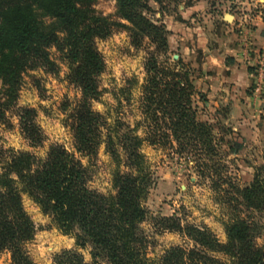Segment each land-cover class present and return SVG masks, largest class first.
Instances as JSON below:
<instances>
[{
	"label": "trees",
	"instance_id": "1",
	"mask_svg": "<svg viewBox=\"0 0 264 264\" xmlns=\"http://www.w3.org/2000/svg\"><path fill=\"white\" fill-rule=\"evenodd\" d=\"M114 1L116 19L96 12L94 0H0V124H8L5 113L15 106L24 73L39 68L56 71L51 47L66 64V78L80 92L64 107L79 157L60 144L52 145L43 158L0 147V252L9 253L11 264H34L26 244L36 227L24 210L25 195L53 227L74 238L77 248H88L89 264H264V246L256 242L257 223L241 216L239 208L264 211L262 168H256L247 186L230 191L216 185L219 200L229 209V219L223 223L225 242L208 227L182 224L176 215L152 216L153 225L183 235L191 246L174 245L149 256L141 224L149 217L145 200L155 179L142 145L193 154L199 177L219 176L223 164L214 159L219 146L212 124L197 118L193 97L205 99L195 90L191 69L179 59L171 65L151 55L144 64L139 107L145 136L136 133L137 126L130 128L120 120L107 123L92 109V101L101 95L98 79L104 71L96 39L122 29L135 47L148 38L156 49H167L164 26L144 14L148 0ZM170 1L187 6L199 0ZM18 125L31 146L42 143L33 108L19 109ZM102 144L114 164L107 193L90 186L91 170L80 159L92 162ZM242 149L240 143H229L232 154ZM54 263L86 264L76 250L55 255Z\"/></svg>",
	"mask_w": 264,
	"mask_h": 264
},
{
	"label": "rangeland",
	"instance_id": "2",
	"mask_svg": "<svg viewBox=\"0 0 264 264\" xmlns=\"http://www.w3.org/2000/svg\"><path fill=\"white\" fill-rule=\"evenodd\" d=\"M182 4L184 5L183 2L170 0H164L160 4L153 0L147 1L148 9L144 14L154 23L163 25L167 32L165 51L156 49L154 43L148 38L144 39L140 47L133 46L129 34L122 29H115L106 38L96 39L95 45L104 61V71L98 79L101 95L97 100L92 101L91 107L106 117L107 123L120 120L130 128L137 126L136 133L139 136H145L139 104L141 86L145 78L144 64L151 55H154L159 63L165 62L171 65L174 64L173 61L179 59L191 69L195 82V71L181 57H175L179 55V47L170 48V31L165 23L168 14H172L179 21L178 6ZM206 4L208 6L206 12H195L187 21L190 23L192 18L194 23L200 24V27H206L204 13L217 12L218 19L211 26L217 34L221 24L220 16L224 12L228 15L236 13L242 18L241 24L234 27L235 29L230 26L229 32L237 34V38H239L238 35L244 38L247 31L251 32V41L254 43L256 53L258 52L257 42L264 38V35H259L260 32H264V0H207ZM93 7L96 12L116 19L114 0H94ZM228 21H231L230 16ZM239 23L237 22V25ZM211 42L214 43V41ZM49 50L51 58L56 63V71L39 68L23 74L15 106L5 113L8 124H0V147L29 152L43 158L52 145L60 144L79 157L74 150L72 133L65 124L67 114L64 107L79 98L80 92L66 78L68 69L59 53L54 47ZM257 83L262 89L264 88V75L258 76ZM195 90L200 93L196 88ZM203 97L204 101H200L197 95L193 97L197 106V118L209 122L211 114L205 109V95ZM20 108L35 110V123L43 135L40 145L31 146L21 134L18 125ZM263 118L264 116L261 117V122ZM209 123L213 126V136L219 146L218 154L214 155V159L223 164L218 171L219 176L213 174L212 178L199 177L193 168V154H176L169 146L160 147L144 143L141 147V152L155 179L145 200L149 217L141 224V229L149 241L150 257L160 255L170 246L179 245L185 248L191 246V242L183 235L162 230L153 225L152 216L176 215L182 224L208 227L219 241L225 242L223 223L229 219V209L219 200L218 196L221 192L215 190L216 185L219 184V189L230 191L233 187L247 186L252 183L256 168H262L260 178H264V144L244 143L239 154H232L228 151L229 143L233 142L231 127L219 121ZM80 159L91 170L90 186L102 193L109 192L114 164L105 151L104 145H100L92 162H88L86 157L80 156ZM246 174H249L248 177ZM22 204L36 227L33 239L26 244L28 256L34 264H55V255L64 250H76L82 254L86 264L90 263L88 248H77L74 238L62 234L53 227L49 217L43 215L39 207L25 195L22 197ZM239 208L241 216L249 217L257 223L256 242L264 246V211L247 210L242 206ZM0 264H11L7 251L0 252Z\"/></svg>",
	"mask_w": 264,
	"mask_h": 264
},
{
	"label": "crops",
	"instance_id": "3",
	"mask_svg": "<svg viewBox=\"0 0 264 264\" xmlns=\"http://www.w3.org/2000/svg\"><path fill=\"white\" fill-rule=\"evenodd\" d=\"M206 3L207 0H199L187 6L179 5V21L172 14L166 15L170 48L179 47L177 57L195 71L194 86L205 95L204 106L211 114L208 121L230 126L234 142L264 144V118L261 122L264 88L261 87L260 92L255 90L258 76L264 75V38L257 42L256 53L251 32L247 31L244 38L231 34L230 26H240L242 20L236 13L228 15L224 12L220 16L217 34L211 27L218 19L217 12L204 13L206 27H200L192 18L189 23L187 20L193 13L206 12ZM228 16L231 21L227 20ZM237 22L240 23L237 25ZM259 35L263 36L264 32Z\"/></svg>",
	"mask_w": 264,
	"mask_h": 264
},
{
	"label": "built area",
	"instance_id": "4",
	"mask_svg": "<svg viewBox=\"0 0 264 264\" xmlns=\"http://www.w3.org/2000/svg\"><path fill=\"white\" fill-rule=\"evenodd\" d=\"M260 75H262V74H260ZM255 90L256 91H260L261 90V86H260V84H256V86H255Z\"/></svg>",
	"mask_w": 264,
	"mask_h": 264
},
{
	"label": "water",
	"instance_id": "5",
	"mask_svg": "<svg viewBox=\"0 0 264 264\" xmlns=\"http://www.w3.org/2000/svg\"><path fill=\"white\" fill-rule=\"evenodd\" d=\"M229 17V16H228ZM227 20H228V18H227ZM175 57H177V56H175Z\"/></svg>",
	"mask_w": 264,
	"mask_h": 264
}]
</instances>
